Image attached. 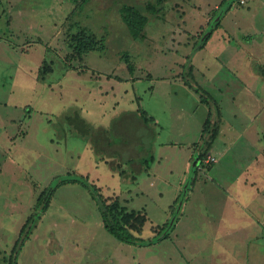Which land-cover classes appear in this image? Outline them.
<instances>
[{
  "label": "rangeland",
  "instance_id": "obj_1",
  "mask_svg": "<svg viewBox=\"0 0 264 264\" xmlns=\"http://www.w3.org/2000/svg\"><path fill=\"white\" fill-rule=\"evenodd\" d=\"M155 1L0 0V264H12L34 213L17 264H264V181L242 175L264 150V0L145 8ZM125 4L149 18L138 38ZM79 31L105 48L71 54ZM210 112L217 161L196 165ZM76 114L94 134L68 120ZM76 176L145 215L136 234L152 238L174 209L175 229L150 245L120 241ZM44 189L54 190L46 210Z\"/></svg>",
  "mask_w": 264,
  "mask_h": 264
},
{
  "label": "trees",
  "instance_id": "obj_2",
  "mask_svg": "<svg viewBox=\"0 0 264 264\" xmlns=\"http://www.w3.org/2000/svg\"><path fill=\"white\" fill-rule=\"evenodd\" d=\"M82 1H84V0H82ZM164 1L165 0H156L154 3L148 2L146 4L145 8L148 9L149 11H155L156 12L157 11V4L162 5V3ZM237 3L241 4L243 2L241 0H237ZM120 14H121L122 20L124 21L127 28L129 29L132 37L138 38V36L144 30L145 25L149 21L147 14L143 11V9L140 6H137L134 4H125L122 7H120ZM221 18H222V15L220 16L219 19L215 20L210 31L208 32V34L205 36V39L201 43V45H200L201 48H203L205 46L208 39L211 37L213 29L220 24ZM71 36L73 37L72 42L69 43V44H71V47L73 48V51L71 50V54L74 53L75 55H79L81 57V59H82V56L86 50H89L92 48H95V49H98V48L104 49L105 48L104 38H103V40L100 41V44H102V45L99 46V41L97 40V38L93 34H88V33H82L81 34V32L79 31L77 33L72 34ZM191 70H192V67L190 66L189 75L192 74ZM192 78H193V75H192ZM190 81L191 80H187V83L191 87H195L196 90L201 93L202 100L204 102H206L208 104L213 102L212 98L208 96V94L206 93L205 89L202 86H195ZM217 113H218L217 115H219V117L221 118L219 108L217 109ZM142 116L144 117V120L146 122L148 120H151L149 118V116H147L145 114L144 111L142 113ZM67 117H68V120H70V122H73L76 125V127L78 128V130L80 131V133L82 135H89L93 132L90 128V125L80 115H78V114L73 115V116L68 115ZM88 125H89V127H88ZM81 127H83V129H81ZM210 128H212L213 130H212L211 136L208 138V141H206V139H205L206 144H207L206 150L204 151V153H202L200 155V157H198L195 160L196 165L198 163H199V165H202L205 162L204 159L209 154H211L209 152V150L212 149L214 141L217 138V136L220 132V129H221L220 119L218 118V121L213 122L211 112L209 113V116L207 117V119L204 123L201 137H203L204 133L206 131L210 130ZM101 133H105V131L103 130V131H101ZM92 134H94V133H92ZM96 135H98V132L96 133ZM100 139H101V141H103L102 136L100 137ZM153 159H154V155L150 154L149 156H145V157L141 158L139 160V163L141 165H143V167L146 166V168L147 167L149 168ZM132 161H134V162L137 161V158H134ZM118 162H120V161H118ZM112 167L114 170H116L114 166H112ZM137 169H140V168H137ZM124 174H125V177L130 176L128 171L123 173V175ZM133 177L135 178V176H133ZM68 181L81 183L84 187H86L87 189H89L91 191V193L93 194L94 198L96 199V201L98 203L99 210H100L101 215H102L104 227L111 234H113L117 239H119L122 242L129 243V244H138L141 246L150 245V244H153V243H155L161 239L168 237L170 235L171 231H173L175 229L176 220L178 217V213L176 212V209H174L175 217L172 220H168L163 225H156V229L158 231H157V234L154 235L152 238H145V237L141 236L140 234H136V232L142 231V228H143L142 226L145 224V222L147 220L145 215L139 214L135 210H133L131 212L127 211V209L121 205V203L118 199H116L114 202H108L106 200V198H104V196L100 193L98 186L94 183H91L90 181L87 180V178H85L83 176L72 177ZM53 194H54L53 189H51V190L50 189H44L43 192L38 197L37 205L42 206V210H46L49 207V204H50V201H51ZM36 214H38V213L31 214L23 226L21 233L24 230H26L27 234L24 237L20 236L21 241L16 246L15 257L12 260V264H17V258H18L19 252L22 249V246L24 245L25 240L31 234L32 228H33L34 224L36 223V220L38 219V217H35Z\"/></svg>",
  "mask_w": 264,
  "mask_h": 264
},
{
  "label": "crops",
  "instance_id": "obj_3",
  "mask_svg": "<svg viewBox=\"0 0 264 264\" xmlns=\"http://www.w3.org/2000/svg\"><path fill=\"white\" fill-rule=\"evenodd\" d=\"M247 167L253 168V170L247 171V169H245L242 173L243 178L249 179V174L253 171V174L255 175L253 181H264V150L260 151L256 159L250 162Z\"/></svg>",
  "mask_w": 264,
  "mask_h": 264
},
{
  "label": "built area",
  "instance_id": "obj_4",
  "mask_svg": "<svg viewBox=\"0 0 264 264\" xmlns=\"http://www.w3.org/2000/svg\"><path fill=\"white\" fill-rule=\"evenodd\" d=\"M241 1L243 2V0H241ZM204 161L207 162V163H210V162L214 163V162L217 161V157H216L215 155H213V154H209V155L204 159Z\"/></svg>",
  "mask_w": 264,
  "mask_h": 264
},
{
  "label": "water",
  "instance_id": "obj_5",
  "mask_svg": "<svg viewBox=\"0 0 264 264\" xmlns=\"http://www.w3.org/2000/svg\"><path fill=\"white\" fill-rule=\"evenodd\" d=\"M214 22H215V21H214ZM214 22H213V24H214ZM213 24H212V25H213ZM211 27H212V26H211ZM204 39H205V37L203 38V40H204Z\"/></svg>",
  "mask_w": 264,
  "mask_h": 264
}]
</instances>
